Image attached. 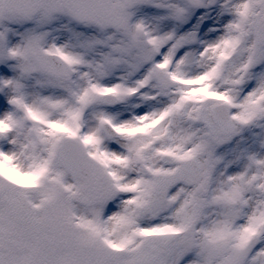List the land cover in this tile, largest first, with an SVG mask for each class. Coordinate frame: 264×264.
Here are the masks:
<instances>
[{
  "label": "snow or ice",
  "instance_id": "6c2138e0",
  "mask_svg": "<svg viewBox=\"0 0 264 264\" xmlns=\"http://www.w3.org/2000/svg\"><path fill=\"white\" fill-rule=\"evenodd\" d=\"M0 264H264V0H0Z\"/></svg>",
  "mask_w": 264,
  "mask_h": 264
}]
</instances>
